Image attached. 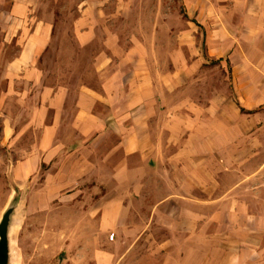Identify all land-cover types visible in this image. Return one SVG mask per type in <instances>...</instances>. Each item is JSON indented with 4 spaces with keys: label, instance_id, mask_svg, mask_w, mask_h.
Returning <instances> with one entry per match:
<instances>
[{
    "label": "crops",
    "instance_id": "0c3cea01",
    "mask_svg": "<svg viewBox=\"0 0 264 264\" xmlns=\"http://www.w3.org/2000/svg\"><path fill=\"white\" fill-rule=\"evenodd\" d=\"M131 3L0 0V185L10 169L19 190L31 182L35 210L80 200L70 210L80 207L96 264H264V0H185L198 41L189 65L185 33L169 52L163 17L123 46L118 23L138 22ZM47 6L76 7L78 49L55 47L66 35ZM54 53L91 55L95 79L46 77ZM209 61L230 69L225 103L202 99L189 75ZM11 104L22 115L5 112ZM109 230L120 255L102 250Z\"/></svg>",
    "mask_w": 264,
    "mask_h": 264
},
{
    "label": "rangeland",
    "instance_id": "374dc122",
    "mask_svg": "<svg viewBox=\"0 0 264 264\" xmlns=\"http://www.w3.org/2000/svg\"><path fill=\"white\" fill-rule=\"evenodd\" d=\"M130 1H132L135 6L137 14L136 19L138 22L128 27L118 23L119 32L122 34V38H125L123 42L124 47L130 46L129 39L134 33L137 35L153 33L154 35L159 29L161 30L160 22L158 21L163 17L167 24L163 25L162 31L168 35L166 45L169 52L176 50L177 34L183 32L185 33L184 40L181 39L178 41V43L182 45L183 54L181 58L184 59V62L188 63V65L195 61L198 41H194L191 35H188V30L190 28L188 21L190 20V16L185 0ZM52 10H55L57 15L60 16V20L63 21L58 24V26L61 33L66 35L61 41H57L55 47L58 49H78L76 42L71 36L73 31L72 21L78 16L76 7H71L69 10L62 9L63 12L60 9L50 6L45 8L46 13ZM123 13L124 10L121 11V14ZM120 17H122V15ZM1 48L0 40V52ZM5 58L6 57L2 56L0 53V63H2V60H5ZM165 58L166 57L161 59L160 56L152 57L154 67L157 66L155 69L159 67L156 69L159 73H161V63H163L164 69ZM76 61H79V64L77 63L76 65ZM92 62L93 57L88 54L85 56H74L73 54L63 56L54 53L48 54L44 58L43 66L46 69V77L48 78L49 76H53L62 79L67 76L71 83H78L85 80V77L89 81L95 79ZM206 63L209 64H206L200 71L194 72L191 70L189 75L198 77L197 79L200 80V97L202 99H207L209 96L215 95L220 99V101H218L219 103H222L221 101L225 103L222 98L224 97V93L230 95L234 90L230 81V69L226 70L218 65L214 66L211 61ZM174 70L171 56H169V74H173V72H175ZM232 106L234 108L233 111H238L235 104H232ZM4 110L11 116L17 117L19 114L22 115L19 106L16 104H11L8 107L5 105ZM31 139V134L24 135L21 145L28 147ZM9 176L8 182L6 184L3 182L0 185V224L7 211H13L9 227V264H96L92 260V254L96 250V242L94 239L88 240L86 238V233L82 230L84 218L80 215V207L77 210H70L77 202L80 204V200L67 201L66 208L59 205L61 203L60 201H55L51 203V207L48 206L45 209L35 210L32 208L34 200L31 194V182L21 185V190H19L12 169H10ZM42 176L43 173L41 172L40 177ZM38 186H40V184L37 185V188ZM159 201L160 198L154 202ZM146 203V201H139L138 207L144 208ZM62 204L64 205V202ZM113 234L114 232L111 230L106 231L104 233V238H102V250L107 256L122 254L117 252V240H110ZM157 236H160V234L157 233L154 238H157ZM85 238L87 239L86 242H84ZM124 250H127V248ZM146 254L147 249H142L139 255L142 257ZM150 256H153L152 252ZM156 256L159 257V253Z\"/></svg>",
    "mask_w": 264,
    "mask_h": 264
},
{
    "label": "water",
    "instance_id": "95a60500",
    "mask_svg": "<svg viewBox=\"0 0 264 264\" xmlns=\"http://www.w3.org/2000/svg\"><path fill=\"white\" fill-rule=\"evenodd\" d=\"M13 211L9 210L4 215L0 224V264H9V227Z\"/></svg>",
    "mask_w": 264,
    "mask_h": 264
},
{
    "label": "built area",
    "instance_id": "2783aa9c",
    "mask_svg": "<svg viewBox=\"0 0 264 264\" xmlns=\"http://www.w3.org/2000/svg\"><path fill=\"white\" fill-rule=\"evenodd\" d=\"M114 238H115V236L112 235V236L110 237V240H111V241H114Z\"/></svg>",
    "mask_w": 264,
    "mask_h": 264
}]
</instances>
